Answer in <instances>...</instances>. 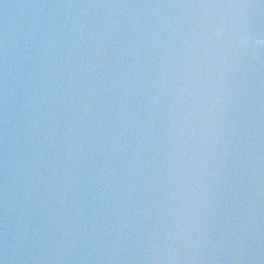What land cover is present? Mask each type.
I'll list each match as a JSON object with an SVG mask.
<instances>
[{
    "label": "water",
    "instance_id": "1",
    "mask_svg": "<svg viewBox=\"0 0 264 264\" xmlns=\"http://www.w3.org/2000/svg\"><path fill=\"white\" fill-rule=\"evenodd\" d=\"M0 264H264V0H0Z\"/></svg>",
    "mask_w": 264,
    "mask_h": 264
}]
</instances>
